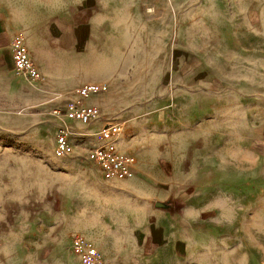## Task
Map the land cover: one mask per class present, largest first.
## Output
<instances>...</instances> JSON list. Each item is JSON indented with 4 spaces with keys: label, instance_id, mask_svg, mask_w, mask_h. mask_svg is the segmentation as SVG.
Wrapping results in <instances>:
<instances>
[{
    "label": "rangeland",
    "instance_id": "374dc122",
    "mask_svg": "<svg viewBox=\"0 0 264 264\" xmlns=\"http://www.w3.org/2000/svg\"><path fill=\"white\" fill-rule=\"evenodd\" d=\"M48 1H59L64 5L68 0ZM123 1L124 16L118 18L122 24L118 29V40L114 41L116 49H106L104 28L92 27L88 35L86 27L69 18L75 10L69 11L65 7L62 11L63 6L60 16H65V20L53 21V32L45 35L47 49L57 50L61 56L60 64L55 67L57 83L70 82L73 79L71 74L75 71V89L65 95L74 97L71 101L70 97L45 98L41 88L46 84V79L40 72L42 79L37 86L26 83L14 72L10 49L16 40L24 45L35 64L25 41L26 34L15 31L19 30L20 22L27 19L26 15L35 13L23 8L35 0H0V186L13 182L14 176L19 175L17 171L27 161L28 189L33 193L30 196L35 197L36 163L40 160L49 168L42 177L44 184L48 182L52 187H64L65 190L73 184L81 189L84 179L76 175L71 177L66 162L72 158L71 142L75 138H69L67 147L62 150L56 141L60 123H67L71 136L74 135L69 121H75L76 118H69L68 115L54 116L52 110L57 108L62 112L64 107H68L69 112H73L79 98L78 89L84 85H95L88 80L100 76L107 68L116 69L126 79L119 82L123 89H133L132 93L140 95L128 98L129 106L132 103V106L145 104L148 100H162L144 98L143 93L152 85L159 86V82L150 80L154 77L158 79L160 73L169 71L170 63L174 68L179 54L176 48L179 43L178 32L182 29L181 32L185 30L184 39L191 62L194 61L192 56L198 53L208 58V64H214L208 67L210 70L223 73L236 81H245L241 83L240 91H237L244 95L247 93L250 98L248 100L244 101L240 93L235 97L231 91L221 92L220 145L204 147L207 155L214 152L222 161L233 160L236 176L230 179L221 176L219 184L216 179L212 182L210 178H201L195 168L198 163L195 159L201 157L199 146L191 145L186 152L187 146L178 142L166 146L177 157L174 172H162L161 177L153 179L138 174L139 181L131 184L127 181L129 177L98 180L94 195L104 201L113 200L111 191L118 189L116 192H120L119 187L132 186L135 190L133 201L130 202L139 208L140 214L145 213L147 226L151 225L152 214L157 209L167 211L174 223L175 230L172 233L175 236L171 242L160 246L166 264H264V177L244 174L243 167L250 160L249 154L239 144L246 140L247 134L244 129L243 106L251 110L252 125L264 121V0ZM164 10L170 14V18L164 17L161 13ZM168 20V41L163 44L158 35L165 23L168 26ZM232 25L231 29L244 27L246 32L229 33ZM35 37L38 45L35 51L39 53V32ZM180 37H183V33ZM77 42L81 45L71 53L72 58H78V63L74 65L64 55ZM84 42L88 43L87 47L82 45ZM202 49L204 54L200 51ZM194 64L188 62L189 71L195 69ZM226 84L240 85L233 81ZM228 115L230 119H227ZM157 117L150 118L149 123L163 120L162 116ZM136 122L147 125L148 118H139ZM252 137L262 136L254 135L253 132ZM57 155L64 158L57 160ZM187 158L192 159L191 168L185 165ZM86 166L88 169H96L91 161ZM45 196L49 203L45 205L43 216L49 227L44 233L50 234V225L57 219L60 205L54 188L51 194ZM124 196L123 193H117L115 200H123ZM157 201L168 203V207H156L154 202ZM19 211L18 208L13 210L15 213ZM24 228L13 221L0 225V233L22 232ZM72 235L74 233L67 234L68 237ZM150 246L144 237L140 243L141 251ZM70 253L72 256L67 259L66 254L62 256L52 254L51 251L42 254L28 252L23 257H9V252L0 250V264H76L73 255L79 253L72 245Z\"/></svg>",
    "mask_w": 264,
    "mask_h": 264
},
{
    "label": "crops",
    "instance_id": "0c3cea01",
    "mask_svg": "<svg viewBox=\"0 0 264 264\" xmlns=\"http://www.w3.org/2000/svg\"><path fill=\"white\" fill-rule=\"evenodd\" d=\"M123 2V0H68L67 3L61 5L59 1L35 0L23 7L28 11H35V13L26 15L27 19L21 21L19 30L15 31L26 34L25 41L31 50L32 58L39 68V72L46 79V84L41 88V94L45 98L65 97L76 86L75 71L71 74L73 79L70 82L60 84L56 81L55 67L60 64L61 56L57 50L49 49V51L45 41V35L53 32L55 27L53 21L65 20V16H60L65 7L69 11L75 10L74 13L67 16L74 22L77 21L78 25L82 24L86 27L88 35L92 32V27L98 29L99 26L100 29H105L106 49L110 51L117 47L114 41L118 40V29L122 24L118 18L124 16ZM62 6L63 9L60 11ZM161 13L164 14V17L170 18V14H167L166 10ZM167 25L165 23L163 29L160 28L161 31L158 35L163 44L168 41L166 29L170 26L169 20ZM232 27L233 25L230 27L229 33L231 31L233 33L246 32L244 27L231 29ZM153 28L155 29V27ZM181 31L182 29H179L177 39L179 43L176 42L179 54L174 68L170 63L169 71L160 73L158 79L154 77L150 80L154 83L159 82V86L152 85L143 93L144 98L162 100H148L145 104L138 103L136 106H132V103L129 106L130 102H127V99L140 95L132 93L133 89H123L119 82L126 79H123L122 74L113 68H107L101 72L100 76L88 80L101 87L98 94L84 101L85 105L97 108L98 115L89 125H83L77 120L69 121L74 133L70 139H75L71 142L72 158L68 161L64 159L68 164L71 177L76 175V177L84 179L81 189L74 187L73 184L66 190L64 187L59 189L58 186L52 187L48 182L44 184L42 177L49 168L40 160L36 163L35 197L30 196L33 193L28 189L27 161L23 162L17 171L19 175L14 176L13 182L9 181V184L0 186V225H7V223L15 221L25 227L22 232L0 233V250L9 252L10 254L7 256L23 257L28 252L42 254L45 251H51L52 254H62V256L66 254L65 259H67L72 256L70 253L71 238L80 236L93 244L99 252V257L94 259L86 250H83L76 256L73 255L76 264H166L160 246L171 242L175 236V233H172L174 223L167 211L157 209L152 214L151 225L147 226L145 213L140 214L139 208L130 202V200L133 201L135 190L132 186L119 187L120 192H116L118 189L111 191L113 200L106 199L107 201H104L105 199L94 195L98 180H105V178L92 162L96 169L87 168L86 163L90 162L87 154L89 148L96 143L100 128L108 122L115 121L124 125V131L117 141V148L122 153L132 154L136 159L132 173L127 176L129 177L127 181L130 184L139 181L138 174L153 179L161 177L162 172H174L177 168V157L172 150L169 152L166 146L178 142L182 146H187L186 152L191 145L199 146L201 157L195 159L198 161L195 168L199 171L198 175L201 178H210L212 182L216 179L219 184L221 176L227 179L236 176L233 160L222 161L219 155L214 152L207 155L204 147H219L220 145L221 113L219 105L221 92L228 90L233 92V96H239V93L242 94V92L238 93L241 83L245 81L242 79L236 81L223 73L210 70L208 67L214 66V64H208V58H204L198 53L192 56L195 69L189 71L188 62L190 64L192 62L188 58L189 53L184 39L185 30ZM38 32L39 53L35 51L38 49L35 37ZM182 33L183 37H180ZM80 45V42L75 43L74 48L64 55L66 60L74 65L75 62L78 63V58H72L71 53L73 50H77ZM82 45L87 47L88 43L84 42ZM204 47L203 44L202 48L204 49ZM203 49L200 51L204 54ZM88 53L89 51L84 57ZM232 81L240 83V85L229 86L226 84ZM243 89L245 90V87ZM68 97L71 101L74 100V97L71 98V96L65 98ZM242 98L244 101L250 99L247 93L242 94ZM243 108L245 110L244 129L247 134L246 140L239 144L249 154L250 160L247 166L243 167L244 174L249 175L248 173H250V175H255L254 177L261 178L264 177V121L252 125L251 110H247L244 106ZM161 116L162 121L149 123L150 118ZM139 118H148L147 125L136 122V119ZM227 119H230L229 115ZM234 119L232 121H235ZM177 129L178 131H175ZM252 131L254 135L261 134L262 137H252ZM227 139L230 140V138ZM157 150H159L158 154ZM55 158L62 160L64 157L57 155ZM191 164L192 159L187 158L185 165L191 168ZM134 173L136 175L133 176ZM53 188L60 207L57 209L59 211L57 219L50 225L52 233L49 234L44 233L49 225L43 216V211L46 208L45 205L49 203L45 200V195L51 194ZM117 193L125 195L123 200H115ZM17 208L20 211L13 212ZM68 233H74V235L68 237ZM144 237L151 246L149 249L141 251L140 243ZM155 245H158V248ZM83 259L86 261L84 262Z\"/></svg>",
    "mask_w": 264,
    "mask_h": 264
},
{
    "label": "built area",
    "instance_id": "2783aa9c",
    "mask_svg": "<svg viewBox=\"0 0 264 264\" xmlns=\"http://www.w3.org/2000/svg\"><path fill=\"white\" fill-rule=\"evenodd\" d=\"M13 70L21 76L26 83L37 86L41 82L39 70L32 62L27 49L19 41H14L10 49ZM101 91L98 85H84L78 89V101L73 112L68 107L61 109L54 108V116L68 115L69 118H76L83 125H89L98 115L97 108L87 106L84 101ZM68 112V113H67ZM124 131V125L120 122H108L103 125L97 135L96 143L88 150V159L96 165L104 178L127 177L132 173L136 163L135 157L122 153L117 148V141ZM71 134L67 123H60L56 134V141L59 149L67 147ZM71 245L77 253L86 250L90 257L96 259L99 253L93 244L87 239L74 236L71 238Z\"/></svg>",
    "mask_w": 264,
    "mask_h": 264
},
{
    "label": "water",
    "instance_id": "95a60500",
    "mask_svg": "<svg viewBox=\"0 0 264 264\" xmlns=\"http://www.w3.org/2000/svg\"><path fill=\"white\" fill-rule=\"evenodd\" d=\"M155 206H156V207H159V208H166V207H168V203L157 201V202L155 203Z\"/></svg>",
    "mask_w": 264,
    "mask_h": 264
},
{
    "label": "bare ground",
    "instance_id": "6f19581e",
    "mask_svg": "<svg viewBox=\"0 0 264 264\" xmlns=\"http://www.w3.org/2000/svg\"><path fill=\"white\" fill-rule=\"evenodd\" d=\"M12 62V61H11ZM13 65V64H12Z\"/></svg>",
    "mask_w": 264,
    "mask_h": 264
}]
</instances>
